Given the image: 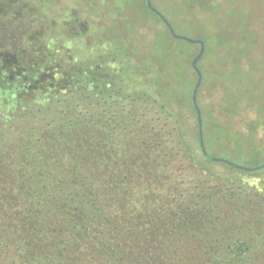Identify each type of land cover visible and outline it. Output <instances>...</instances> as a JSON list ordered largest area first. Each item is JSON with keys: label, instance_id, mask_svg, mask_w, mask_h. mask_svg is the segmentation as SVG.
I'll list each match as a JSON object with an SVG mask.
<instances>
[{"label": "trees", "instance_id": "obj_1", "mask_svg": "<svg viewBox=\"0 0 264 264\" xmlns=\"http://www.w3.org/2000/svg\"><path fill=\"white\" fill-rule=\"evenodd\" d=\"M138 5L139 23L122 0H89L60 35L0 47V264H264L240 239L229 262L200 241L215 221L234 232L221 216L249 208L237 185L250 172L203 154L200 46ZM205 54L204 139L215 127L225 147L264 152V109L231 123L251 103L205 91Z\"/></svg>", "mask_w": 264, "mask_h": 264}, {"label": "rangeland", "instance_id": "obj_2", "mask_svg": "<svg viewBox=\"0 0 264 264\" xmlns=\"http://www.w3.org/2000/svg\"><path fill=\"white\" fill-rule=\"evenodd\" d=\"M85 2L89 0H0V47H16L34 32L38 35L41 31L44 36V28L52 36L60 35L72 6L85 7ZM122 2L126 13L139 23L138 0ZM153 4L178 35L205 41V91L218 88L223 93L222 98L231 105L251 103L247 111L232 116L231 123L241 122L244 117L249 121L261 119L256 111L258 106L252 103L264 109V0H153ZM221 132V129L210 127L209 139H204L211 158H222L242 167L264 164L263 151L250 149L243 153L237 144L233 147L232 142L225 147ZM257 138L263 140L264 133ZM220 165L225 170H238L224 163ZM216 170L223 169L216 167ZM262 171L245 173L237 185L241 195L239 204L249 208L221 216L226 222L230 219L234 232L222 221H215L209 225L214 229L203 234L200 241L204 246L220 245L222 248L219 255L210 259L234 260L233 250L225 246L240 239L253 247L252 257L261 255L264 261V210L252 208L264 205V169Z\"/></svg>", "mask_w": 264, "mask_h": 264}, {"label": "water", "instance_id": "obj_3", "mask_svg": "<svg viewBox=\"0 0 264 264\" xmlns=\"http://www.w3.org/2000/svg\"><path fill=\"white\" fill-rule=\"evenodd\" d=\"M146 2H147L148 8L163 21V23L166 25L167 29L169 30L170 34L172 35V37L174 39L179 40V41H185V42L192 44V45L196 44V45L200 46L199 53L192 60V68L194 69V71L197 74V82L195 84V89L193 91L192 100H193V104H194V107H195V110L197 113V119H198V124H199L200 146H201V149L203 151V154L205 156H207L208 151H207L206 146H205L204 134H203V118H202L201 109H200L199 104H198V92H199V89H200L202 82H203V73H202L201 69L199 68V61L203 58V56L206 52V43L202 39H192L189 37L178 35L175 32L173 26L168 21V19L163 15V13H161L153 5V0H146ZM212 161L215 163H224V164H227L229 166H233L236 169L241 170V171H245V172H258V171H261L264 169V164L257 166V167H242L239 165H235L228 160H225L222 158H217V157H213Z\"/></svg>", "mask_w": 264, "mask_h": 264}]
</instances>
